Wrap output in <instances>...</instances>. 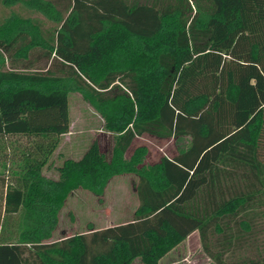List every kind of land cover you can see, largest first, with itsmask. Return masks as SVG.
Instances as JSON below:
<instances>
[{"label":"trees","instance_id":"1","mask_svg":"<svg viewBox=\"0 0 264 264\" xmlns=\"http://www.w3.org/2000/svg\"><path fill=\"white\" fill-rule=\"evenodd\" d=\"M54 1L0 0V140H25L0 180V264H160L193 233L213 264H264V0ZM72 93L110 152L95 140L52 180ZM143 135L175 154L127 156ZM123 175L131 221L50 241L74 191Z\"/></svg>","mask_w":264,"mask_h":264},{"label":"rangeland","instance_id":"2","mask_svg":"<svg viewBox=\"0 0 264 264\" xmlns=\"http://www.w3.org/2000/svg\"><path fill=\"white\" fill-rule=\"evenodd\" d=\"M72 0H55L58 9L67 10L71 7ZM14 10L35 16L44 29L50 31L55 28L39 15L27 13L21 8ZM69 132L60 137L59 144L50 156L42 173L45 177L57 180L58 168L67 159L79 160L87 151L93 141L98 140L101 149L109 155V136L103 133V121L92 108L85 103L79 94L72 93L68 96ZM10 143V144H9ZM25 146V140L10 139L0 140V180L11 182L13 179L11 147ZM143 146L148 151L147 163L153 164L161 157H172L175 147L171 139L157 140L151 136L137 137L127 152L131 154L134 148ZM135 175H123L113 178L106 187L102 196L77 190L66 200L60 215L56 232L50 241H58L76 234H86L90 230H101L107 227L125 224L131 221L133 212L138 205L135 187ZM134 264H142L136 260ZM160 264H213L201 250L197 233H193L169 255L163 258Z\"/></svg>","mask_w":264,"mask_h":264},{"label":"crops","instance_id":"3","mask_svg":"<svg viewBox=\"0 0 264 264\" xmlns=\"http://www.w3.org/2000/svg\"><path fill=\"white\" fill-rule=\"evenodd\" d=\"M102 134H104V132H103ZM105 135H107V134H105ZM107 136H108V135H107Z\"/></svg>","mask_w":264,"mask_h":264}]
</instances>
